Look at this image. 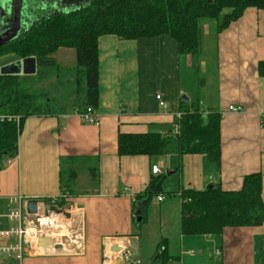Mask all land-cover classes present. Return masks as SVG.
<instances>
[{"label":"crops","instance_id":"obj_1","mask_svg":"<svg viewBox=\"0 0 264 264\" xmlns=\"http://www.w3.org/2000/svg\"><path fill=\"white\" fill-rule=\"evenodd\" d=\"M8 16L7 1L0 17ZM207 26H202L201 53L194 75L188 72L192 58L180 56L176 43L167 35L137 40L100 37L99 105L95 110L99 124H82L70 105H64L61 114L25 120L17 141V157L0 169V230L10 226L4 217L9 198L37 200L50 208L48 201L60 196V159L72 157L79 161L75 181L78 197L70 199L66 207L81 235L71 241L78 247L74 252H63L54 243L44 249L32 248L30 243L20 264H141L145 246L142 229L135 225L134 212L140 208L134 205V198L156 176L150 172L153 165L161 166V172L168 171L164 185L169 183L162 188V201L155 197L148 207L144 233L158 225L162 234L151 245L165 240L168 264H264V222L258 227L224 228L216 236L180 232L179 194L183 189L200 191L217 184L223 191H239L245 176L259 173L264 204V77L258 76V64L264 62V10L245 9L220 33L205 30ZM59 52L56 63L60 67L74 62V51L59 49L53 56ZM183 69L189 73L185 78ZM195 77L201 78L199 85ZM196 87L206 89L203 97L199 93V107L204 112H217L221 118L217 175L204 171L201 155L118 156L119 134L169 133L180 116L182 97L198 98ZM67 88H56L58 101L72 92ZM156 96L165 107L159 106ZM229 106L241 107V111H229ZM90 167L96 169L98 177L95 190L88 183ZM83 191L96 194L79 196ZM156 206L158 214L153 211ZM39 209L42 215L43 205ZM170 234L174 236L169 244ZM118 237L125 239L120 245L123 248L128 238H135L136 259L129 256L124 263V255H110L112 241ZM0 264L17 262L0 256Z\"/></svg>","mask_w":264,"mask_h":264},{"label":"trees","instance_id":"obj_2","mask_svg":"<svg viewBox=\"0 0 264 264\" xmlns=\"http://www.w3.org/2000/svg\"><path fill=\"white\" fill-rule=\"evenodd\" d=\"M247 8L264 10V0H86L70 10L42 15L24 29L14 41L0 48V56L14 55L17 60L34 58L38 82L55 77L58 82L60 67L52 56L59 49L73 50L74 65L71 76L57 86L71 85L72 92L62 96L60 106L51 108L53 99L48 93L35 97L26 76H0V114L20 117L15 123L0 124V169L8 160L17 157V141L23 124L29 117L55 116L64 111V105L74 112L86 108L97 110L98 97V39L115 36L120 40L171 37L180 56H190L192 64L188 72L196 74L201 53L202 26L207 24L214 33H220L231 22L241 17ZM53 71V73H48ZM45 75V76H44ZM258 76L264 77V62L258 64ZM20 78H24L21 81ZM48 79V78H47ZM45 98L40 104V98ZM195 98L180 102L177 121L179 134L163 137L158 133L119 134L118 156L160 157L170 154H195L204 159V171L217 175L220 172V115L204 112ZM58 108V109H56ZM79 161L72 157L60 159V196L48 201V205L64 207L69 200L78 197L75 192L76 169ZM88 183L95 186L96 169H88ZM163 174L152 177L146 189L136 195L134 205L141 209L145 223L146 211L155 197L162 195ZM196 191L183 189L180 200V232L186 236L220 235L228 227H258L264 222V204L261 199L262 177L259 173L243 178L239 191H223L217 184ZM85 190V188L82 187ZM96 194L81 192L79 196ZM139 206V207H138ZM171 258V257H170ZM165 240L156 246L152 264H168Z\"/></svg>","mask_w":264,"mask_h":264},{"label":"rangeland","instance_id":"obj_3","mask_svg":"<svg viewBox=\"0 0 264 264\" xmlns=\"http://www.w3.org/2000/svg\"><path fill=\"white\" fill-rule=\"evenodd\" d=\"M84 2H86V0H24V5H23V12L21 13L22 19L24 17V22L23 24L26 25V28L30 25V22L35 21L36 19H38V17L42 16V15H48L51 14L52 12H56V11H62V10H70L75 8L77 5L79 4H83ZM1 18V17H0ZM209 26H207V28H204L205 30L208 29ZM210 29V28H209ZM208 29V31H209ZM210 32V31H209ZM73 51V50H72ZM72 53V52H71ZM58 55H61V52H59V54H57L56 56H52V58L55 60V62H58ZM74 55V52H73ZM69 58L71 59V54H69ZM19 60V59H18ZM17 61V58L14 55L11 54H4L2 56H0V67L13 63ZM71 63H68L67 65H62V68L64 70H61L60 73L61 75L57 78L58 82L63 81L68 79L71 75L70 70L72 69L74 62L72 63V61H70ZM48 73H53V71H48ZM182 77H187L186 75L189 74L186 70H182L181 72ZM23 75H21L22 77ZM45 76V75H44ZM26 77H30V76H26ZM48 78V79H47ZM47 78L43 79V82H38V78H34V77H30L29 79L25 80L27 83H25V87L27 85H29V88H31L30 92L32 94L36 96H38V94L44 96L43 94L48 93V97H51V99H53L54 104L52 103L51 108H55L58 104H60V102L58 101V97L59 94L56 93V88L58 87V82L56 83V86L53 87L52 84L55 81V77H50L48 76ZM21 81H24V78H20ZM195 80H201V78L199 77H195ZM187 84V81H186ZM197 85L198 81H197ZM67 86V90H73V87L71 85H64ZM66 91V90H64ZM196 91H198L197 95L198 98H201V96L203 97L202 93L206 92V89L203 90L200 87H196ZM199 93L201 94V96L199 95ZM47 98V96L40 98V104H44V99ZM58 101V102H57ZM241 108V107H240ZM163 175L166 177V179H168L167 177V170H163ZM162 184V188L165 189L166 187H168V183L167 185H164V182ZM86 179L83 178L82 183L85 184ZM164 185V186H163ZM153 201V200H152ZM152 204V202L150 203V205ZM149 205V206H150ZM67 205H65L64 207H58L57 205H51L50 208L48 209V213H42V215H38V218L41 219L42 217L44 218L47 216H53V217H59L62 218V220L65 222L64 225L62 227L59 228V225L57 227L53 226V228H45L42 229L41 226L39 225V223L34 221V224L36 226V228H33L32 226L29 229H33L34 231V235L32 237V239H28L27 240L29 242H31L32 244V248L36 247V240L39 237H48L50 240H53L54 245L56 244L57 248L60 249H64L63 252H74L76 251V249H78V247H76V244L71 243V241L73 240V238L79 234V236L81 235L80 233V228H78L77 224L72 225L71 220H73L74 216L71 217V215L68 214V207H66ZM40 209L38 208V211ZM153 211L158 214L160 211L158 210V206L155 207V209L153 208ZM141 239H142V243L145 246V252H143L144 256H142L139 261H141V264H152L154 258L156 257V250H155V246L157 245H151L152 242L157 239L158 240V236H160V234H162V231H160L159 227L157 224H154L152 229L150 230V232H145L144 230L146 229V227L144 225H142L141 227ZM169 229H172L169 227ZM168 229V230H169ZM57 231V234H56ZM60 231V232H59ZM55 234V235H54ZM159 234V235H158ZM52 235V236H51ZM163 236V235H162ZM173 234L169 235V244L171 243L172 239H173ZM34 237H36V240H34ZM159 242V241H158ZM156 244V243H155ZM35 246V247H34ZM172 252V250H170ZM110 255H112L110 253ZM121 254H119L120 256ZM169 255V254H168ZM109 257L108 254H106V257ZM110 259H113L112 257H109Z\"/></svg>","mask_w":264,"mask_h":264},{"label":"built area","instance_id":"obj_4","mask_svg":"<svg viewBox=\"0 0 264 264\" xmlns=\"http://www.w3.org/2000/svg\"><path fill=\"white\" fill-rule=\"evenodd\" d=\"M156 99L159 100L158 104L160 107H165V103L160 100V96H156ZM228 110L232 112H240L241 108L229 106ZM77 115L80 122L84 125L97 126L99 124V119L95 110L89 107L86 108L84 112L78 113ZM2 123H15L16 125H19L20 117L0 114V124ZM171 134V136H177L179 134V126L177 124H175L171 129ZM169 135V133H162L163 137ZM150 172L152 175H160L162 173L161 166L153 165ZM157 201H162V197L158 196ZM7 204L9 206V210L4 217L10 226L4 230H0V256H4L17 262V264H20L27 246L31 243L27 240L28 229L31 226L36 228L34 221L39 223L38 215L40 212L36 215H28L26 213L27 201L23 200L21 197L9 198L7 199ZM34 240H36V237H34ZM128 258V255H124L123 262L126 263Z\"/></svg>","mask_w":264,"mask_h":264},{"label":"water","instance_id":"obj_5","mask_svg":"<svg viewBox=\"0 0 264 264\" xmlns=\"http://www.w3.org/2000/svg\"><path fill=\"white\" fill-rule=\"evenodd\" d=\"M8 1V8L10 16L8 18H0V48L6 44L17 39L26 28L23 24L21 13L23 12L24 0H0V13L2 14V9L5 3ZM211 2V0H209ZM5 17V15H4ZM36 74V62L34 58L19 59L13 63L4 65L0 67V76H34ZM182 99L186 102L187 98L185 96ZM169 174V173H168ZM212 187L211 185L208 188ZM43 205L44 211L48 212V206L45 202L30 200L26 204V213L28 215H36L38 213V208ZM135 225H138L142 221V212L140 209H136L134 212ZM113 245H109V241H105V244L110 246L109 251L112 255H128L131 259H136L138 257V245L135 238L131 237L127 239L128 245L124 248L120 245L125 244V239L123 237H118L113 240ZM51 242L48 237H39L36 241V246L40 249H44L50 246Z\"/></svg>","mask_w":264,"mask_h":264},{"label":"bare ground","instance_id":"obj_6","mask_svg":"<svg viewBox=\"0 0 264 264\" xmlns=\"http://www.w3.org/2000/svg\"><path fill=\"white\" fill-rule=\"evenodd\" d=\"M23 19H24V17H23ZM188 101V100H187ZM64 221L62 220V218H59V217H53V216H47V217H45L44 216V218L42 217L41 219H39V225L41 226V228L42 229H44L45 230V228H53V226H55V227H57L58 225H59V228L58 229H60V227H62L63 225H64ZM50 224H52L51 226H50ZM66 225V224H65ZM64 225V226H65ZM34 231L35 230H33V229H28V234H27V236H28V238L29 239H32V237H33V235H34ZM60 232V231H59ZM56 234H57V231H56ZM55 235V234H54ZM52 236V235H51ZM50 242L51 243H54L53 242V240H50Z\"/></svg>","mask_w":264,"mask_h":264},{"label":"flooded vegetation","instance_id":"obj_7","mask_svg":"<svg viewBox=\"0 0 264 264\" xmlns=\"http://www.w3.org/2000/svg\"><path fill=\"white\" fill-rule=\"evenodd\" d=\"M29 24H31V22Z\"/></svg>","mask_w":264,"mask_h":264}]
</instances>
